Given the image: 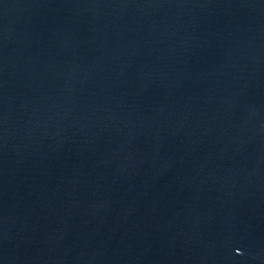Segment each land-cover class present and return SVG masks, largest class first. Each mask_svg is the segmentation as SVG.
<instances>
[{"label":"water","instance_id":"1","mask_svg":"<svg viewBox=\"0 0 264 264\" xmlns=\"http://www.w3.org/2000/svg\"><path fill=\"white\" fill-rule=\"evenodd\" d=\"M0 264H264V0H0Z\"/></svg>","mask_w":264,"mask_h":264}]
</instances>
